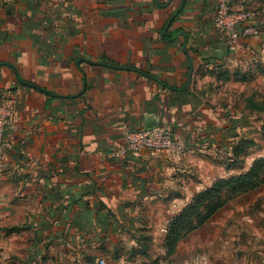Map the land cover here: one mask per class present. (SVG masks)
Returning a JSON list of instances; mask_svg holds the SVG:
<instances>
[{"label":"crops","instance_id":"0c3cea01","mask_svg":"<svg viewBox=\"0 0 264 264\" xmlns=\"http://www.w3.org/2000/svg\"><path fill=\"white\" fill-rule=\"evenodd\" d=\"M165 1L16 0L7 8L0 0V100L15 111L5 133L0 228L30 235L28 251L126 243L129 233L162 246L170 219L224 178L216 171L246 129L230 89L264 76V27L257 38H231L214 29L215 0H184L165 33L177 39L165 43L182 0ZM232 2L242 10L260 0ZM189 58L191 84L182 91ZM256 95H243L244 103ZM158 125L183 138L186 153L98 154L119 148L125 130ZM215 237L220 248L212 243L184 264H264V234Z\"/></svg>","mask_w":264,"mask_h":264},{"label":"rangeland","instance_id":"374dc122","mask_svg":"<svg viewBox=\"0 0 264 264\" xmlns=\"http://www.w3.org/2000/svg\"><path fill=\"white\" fill-rule=\"evenodd\" d=\"M259 5L263 7L264 1L260 0L259 3L250 4L242 8V10H248L255 14L254 18L259 17L255 12H260L259 15L264 16V11ZM259 60L263 65L264 55ZM254 90H256L257 94L254 99L258 102H264V76L256 80L255 85H246L240 91L233 88L230 89V92L233 93V96L230 97V103L235 105L238 111V118L243 115L246 120V129H240L238 132L247 141H250V144L244 149L245 153L241 156L239 164L231 162L233 157L230 149V157L226 156L230 158V163L227 164L233 167L228 168L224 164L226 171L223 169L216 171L218 175L224 178L229 174L245 172L255 159L264 157V110L252 111L247 107L246 102L244 103L245 97L243 95L247 96L248 93ZM208 167L206 164L201 166L202 176L198 175L199 178H203L206 175ZM213 177L216 179L215 174ZM209 182L211 180L207 181V183ZM243 229L249 233L264 234V174L260 178V184L256 191L244 194L235 201L230 202L223 210L218 212L210 223H205L187 238L182 239L178 255H173L169 258L165 257L160 239V241L156 239V241L147 245V254L145 256L133 253V248L137 247L133 241L124 243L125 245L121 246L120 251H115L112 245H108V242L100 243L99 247L97 245L96 249L98 248V250H93L91 246V248L87 246L83 248L79 242L77 246L72 248L62 247L60 242H54L49 245L46 249L47 251L40 252L37 255V253L28 251L36 243L31 239L30 235H9L8 229L3 230V227H1L0 264H94V261L98 259L112 264H137L154 259L159 264H184L189 262V256L201 254L207 246L209 249L212 248V243L220 248L221 240H214L215 236L220 238L223 233H238ZM26 232L28 233V230ZM181 252H184V254L180 255Z\"/></svg>","mask_w":264,"mask_h":264},{"label":"trees","instance_id":"16d2710c","mask_svg":"<svg viewBox=\"0 0 264 264\" xmlns=\"http://www.w3.org/2000/svg\"><path fill=\"white\" fill-rule=\"evenodd\" d=\"M165 2L167 3L169 0H166ZM229 3L236 11L250 12L244 9H236L232 0H229ZM4 4L7 8L12 7L6 3ZM262 11H264V6L262 7ZM251 23L253 26L258 28L261 34L264 27V16L254 18ZM161 39L163 42L168 43L177 39V35H173V33H167L164 34ZM246 103L247 106H251L256 111L264 110V102L255 103L252 99H249ZM249 144L250 141H247L246 139H240L238 143L236 142L229 146V149L232 150L233 160L231 162L233 164H239L241 156L245 153L244 149ZM129 154L130 153L124 156ZM229 161L230 158L226 157L224 164L228 168H232L233 166L227 164L230 163ZM263 174L264 157H259L251 163L250 167L245 172L229 175L226 178L217 179L209 187L196 193L191 201L184 208H182L180 212L173 216L167 224L164 242L162 244V247L165 251V257L169 258L170 256H173L176 252L177 245L182 239L187 237L195 230L201 228L219 211L224 209L230 202L235 201L244 194L256 191L259 187L260 178ZM129 234V241L135 242L137 246L133 248V253L145 256L147 254V245L151 243L148 236H145L144 234ZM104 242H108V245H112L115 251H120L121 246L125 245L122 242H111L105 240L98 242V247L100 246V243L104 244ZM87 247L90 246L87 245ZM93 250H98V248L96 249L95 247ZM94 264H96V260L94 261ZM137 264H159V262L154 259L149 262L143 261Z\"/></svg>","mask_w":264,"mask_h":264},{"label":"built area","instance_id":"2783aa9c","mask_svg":"<svg viewBox=\"0 0 264 264\" xmlns=\"http://www.w3.org/2000/svg\"><path fill=\"white\" fill-rule=\"evenodd\" d=\"M7 5L13 6L15 0H4ZM215 13L213 26L215 31L225 33L231 38L241 37L257 38L260 32L250 21L255 14L245 11H236L229 0H215ZM15 111L11 102L7 99L0 100V174L5 170L4 155L10 149L11 143L5 138L7 130L13 128ZM149 151L152 154L186 153V145L183 138L175 137L167 125H158L139 130H125L122 134V143L119 148L108 152H99L110 159L123 157L124 155L138 154ZM96 264H111L104 260H96Z\"/></svg>","mask_w":264,"mask_h":264},{"label":"water","instance_id":"95a60500","mask_svg":"<svg viewBox=\"0 0 264 264\" xmlns=\"http://www.w3.org/2000/svg\"><path fill=\"white\" fill-rule=\"evenodd\" d=\"M172 0H170L171 2ZM183 3H184V0H182V4L171 14V16L168 18L167 20V23H166V26L165 28L163 29V32L162 34H165L167 32V29L168 27L171 25V23L173 22V20L176 18V16L181 12L182 8H183ZM157 4H159L157 2ZM161 7L165 8L166 5H161ZM180 35L183 37V52L188 55V45H187V41H188V38H187V34H185L184 32L180 33ZM81 60H78L77 61V64L80 63ZM89 62V61H88ZM91 63V62H89ZM14 73H16V71L13 69ZM192 73H193V66H192V63H191V60L189 58V73H188V79H187V82L185 83V85L180 89L182 91L186 90L189 88L190 84H191V77H192ZM21 82V81H20ZM43 92H45L46 94H49V92L45 91V90H42Z\"/></svg>","mask_w":264,"mask_h":264}]
</instances>
